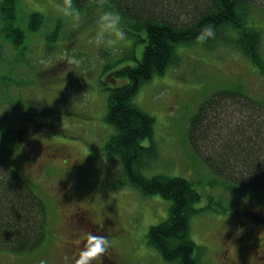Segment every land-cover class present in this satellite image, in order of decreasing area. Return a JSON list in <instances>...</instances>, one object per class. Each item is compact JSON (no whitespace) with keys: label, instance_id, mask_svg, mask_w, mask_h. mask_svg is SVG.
I'll return each mask as SVG.
<instances>
[{"label":"rangeland","instance_id":"rangeland-1","mask_svg":"<svg viewBox=\"0 0 264 264\" xmlns=\"http://www.w3.org/2000/svg\"><path fill=\"white\" fill-rule=\"evenodd\" d=\"M7 2L15 4L16 12L5 18L0 11V157L45 202L47 223L37 250L0 251V264H39L41 259L60 264L61 252H76L73 241L82 230L111 242V259L103 264H171L147 241L150 228L167 219L171 203L120 185L125 178L119 162L103 155L112 133L104 120L109 96L101 87L104 67L115 65L107 71L111 74L137 66L147 45L146 33L139 34L138 41L131 38L123 19L126 39L111 51L95 42L96 6L82 10L84 23L70 31L51 10L46 15L39 11L53 0ZM34 13L42 22L29 28ZM7 20L26 30L20 44L29 48L23 51L26 56L13 53ZM249 26L261 32L264 58V8L253 12ZM220 50L180 46L179 65L140 88L134 103L155 118L159 153L143 174L181 177L196 184L201 195L197 208L203 211L191 220V236L200 247L201 264H264V233L257 221L259 212L264 213V191L216 185L229 178L222 172L214 179L211 163L189 134L192 118L218 91L242 86L264 107V75L234 49ZM73 56L83 59L80 68L67 63L65 57ZM248 101L240 99V104ZM229 112L231 116L222 115L226 120L239 119L236 107L230 106ZM90 211L93 215L87 214Z\"/></svg>","mask_w":264,"mask_h":264},{"label":"trees","instance_id":"trees-1","mask_svg":"<svg viewBox=\"0 0 264 264\" xmlns=\"http://www.w3.org/2000/svg\"><path fill=\"white\" fill-rule=\"evenodd\" d=\"M74 2L80 11L96 6V0ZM106 7L121 14L131 38L138 41L139 34L146 33L147 45L137 66L116 68L111 74L107 71L115 65L104 67L101 87L109 93L104 120L112 133L103 155L119 162L125 178L120 185L144 197L159 195L171 203L167 219L150 228L148 245L171 264H201L200 251L197 253L200 247L191 236V220L203 211L197 208L201 195L196 184L187 179L143 174L159 156L154 139L156 120L134 100L152 77L179 65L180 46L199 44L208 52L234 49L233 53L243 56L264 75L261 32L249 26L253 12L264 8V0H109ZM0 11L5 18L14 17L15 4L6 0ZM13 21H6L8 36L17 48H22L19 55L26 56L23 51L29 52V48L20 46L26 37ZM40 22L39 14H33L30 28ZM205 25L213 26L215 37L200 44L196 37ZM243 98L249 100L248 105L240 104ZM230 106L236 107L239 119L226 120V115H232ZM263 109L242 86H237L214 93L192 118L189 134L193 145L206 155L215 180L220 173L229 178L230 182L216 185L233 191L245 185L264 191ZM146 139L149 144H144ZM46 212L45 202L0 157V251L25 254L37 250L45 238ZM104 259H111L109 252Z\"/></svg>","mask_w":264,"mask_h":264},{"label":"clouds","instance_id":"clouds-1","mask_svg":"<svg viewBox=\"0 0 264 264\" xmlns=\"http://www.w3.org/2000/svg\"><path fill=\"white\" fill-rule=\"evenodd\" d=\"M109 0H96L95 10V42L98 46L115 51L120 42L126 39V32L123 26V18L118 11L108 9L106 6ZM51 10L62 19L70 31H77L85 21V17L76 6L74 0H53L48 7H41L39 11L47 14ZM215 37V30L211 25H205L196 40L204 44L209 38ZM69 65L80 68L83 59L76 57H65ZM147 145H145L146 147ZM119 165H117L118 168ZM76 252L69 256L60 253V264H103V260L111 247V242L106 236L96 235L90 231L82 230L79 238L73 241ZM81 245H83L81 247ZM39 264H47L41 259Z\"/></svg>","mask_w":264,"mask_h":264},{"label":"flooded vegetation","instance_id":"flooded-vegetation-1","mask_svg":"<svg viewBox=\"0 0 264 264\" xmlns=\"http://www.w3.org/2000/svg\"><path fill=\"white\" fill-rule=\"evenodd\" d=\"M16 28H19L21 31L23 30L24 32H26V30L25 29H23L21 26H17ZM22 28V29H21ZM25 40L26 39H24V42H25ZM9 45L14 49V50H12V51H14L13 53H15V52H20L21 50H22V48L20 47V48H17L16 47V45H15V43L13 44V42H10L9 43ZM11 54V53H10ZM66 191H68V190H66ZM86 213V212H85ZM88 214V213H87ZM259 217L257 218L258 220L257 221H260L261 223H262V227H263V233H264V213H261V212H259ZM84 219V218H83ZM86 220V219H85ZM97 227V224H95L94 225V227L93 228H96ZM105 230H106V228H105ZM104 229H103V231H105ZM102 231V232H103ZM264 237V236H263ZM245 237L243 236V238H241V240H243ZM264 239V238H263ZM262 246H264V241H263V243H262ZM262 253L264 254V251H262ZM228 254L225 252V256H227ZM105 260V259H104ZM262 260H264V257L262 258Z\"/></svg>","mask_w":264,"mask_h":264}]
</instances>
